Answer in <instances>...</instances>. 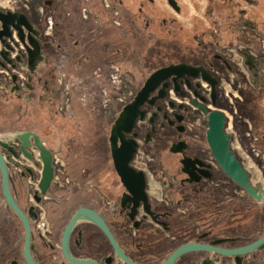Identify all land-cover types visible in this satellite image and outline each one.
<instances>
[{"label":"flooded vegetation","instance_id":"1","mask_svg":"<svg viewBox=\"0 0 264 264\" xmlns=\"http://www.w3.org/2000/svg\"><path fill=\"white\" fill-rule=\"evenodd\" d=\"M59 1L66 8L59 16L63 24L57 22L56 9L50 7L53 0H45L44 14L53 31L44 36H55L56 23L62 26L58 39L74 36L71 44L78 46L67 43V50L53 57L54 73H62L69 65L78 67L68 61L66 51L88 54L95 31L90 25L83 22L76 25L74 21L82 16H97L101 4L113 16L114 27L123 32V37L143 41V53L135 51L106 65L117 66L123 80L125 66L121 64L127 66L130 61L126 59H136L139 65L134 67L132 76L140 73L142 78L138 81L135 78L132 83L124 78L121 84L130 93L124 95L109 126L108 163L73 160L70 169L84 164L89 167L74 180L73 189L69 190L66 180L57 189L61 195H50L55 178L53 150L45 146L40 131L30 127V123L26 125L29 121L19 110H29L35 102L43 105L55 97V85L48 82L42 68L48 63L42 46L43 34L31 16L0 0V13H25L38 28V41L46 60L33 70L28 68L31 42L36 38L28 28H22V35L11 28L8 36L0 37V121L8 117L15 120L13 130L0 126V142L12 145L17 157L2 147L0 152L7 165L14 201L28 221L33 263L160 264L173 252L193 245L179 251L170 264H264V239L250 251H242L264 237V185L252 180L240 160L232 144L233 134L226 129L227 115L220 107L225 98L229 101L228 98L236 97L243 101V111L258 113L263 124L254 137L250 113L249 120L237 116L249 124L246 133L252 138L251 154L255 157L264 154V0ZM47 41L52 43L50 39ZM179 63L197 69V75L176 78L171 75L147 94L138 106L131 129L123 132L122 138H116V147L121 148L119 157L128 158L126 165L117 169L108 139L115 118L151 73ZM203 71L211 83L202 78ZM242 76L247 82L245 91L239 80ZM201 107L207 112L223 113L224 130L230 134V150L246 170L249 186L258 197L247 194L216 163L206 141L207 120ZM20 124L26 127L19 129ZM22 131L34 132L52 152L53 178L44 194L39 188L42 174L39 150L29 148V159L18 149L19 140H10ZM102 138L103 132H98L95 143L101 144ZM236 148L240 152L243 149L241 144ZM93 154L96 157L98 153ZM250 160L264 176V164L254 163V157ZM0 194L5 209L0 214V264H28L23 252L24 226L4 199L1 175ZM80 208L95 214L103 226L86 218L73 223L67 249L68 255L78 262L74 263L65 255L62 238L70 218Z\"/></svg>","mask_w":264,"mask_h":264},{"label":"rangeland","instance_id":"2","mask_svg":"<svg viewBox=\"0 0 264 264\" xmlns=\"http://www.w3.org/2000/svg\"><path fill=\"white\" fill-rule=\"evenodd\" d=\"M10 1L9 4H11L12 8L24 11L31 16L43 34L44 41L42 46L46 52V57H48V63L43 65L42 68L46 71L45 76L48 82L53 87L55 85V97L43 105L35 102L29 110L20 107L19 110L20 113L25 114V121H29L26 122V125L30 123V127H34L40 131L45 139V146L53 150L55 178L50 195H61L62 193L57 189L61 185L66 184V180H69V190L73 189L76 184L74 180L76 179L77 181L81 176V171L89 167L87 164H84L75 170L70 169L69 164L74 163L73 160L79 161L83 158L87 163L91 162L93 164L98 162L102 165L108 163L106 140L109 126L121 107L119 103L124 99V95L130 93L128 89H123L121 84L125 79H130L132 83L135 78L138 81L142 76L140 73H136L137 77L133 78L132 76L135 71L134 67L139 65V61L136 59H126V62L130 61L127 66L123 63L121 64L125 66L123 69L126 78L123 77V80L122 76L118 73L117 66L114 67L110 64L108 65L110 67H108L106 64L112 60L115 62L122 60L124 56L128 54L133 55L135 51L143 53V41L139 38L123 37V32L114 27L113 16L100 4L98 5L97 16L87 18L82 16L74 21L75 23L77 22L76 25L82 22L83 24L90 25L92 31H95L94 42L88 47V54H85L87 57L81 56L83 55L81 51L75 52L74 55L73 51L68 50L66 51L68 61L73 64L76 63L78 67L69 65L68 69L62 70V73H54L52 69L53 57L67 50V43H73L74 36H65L64 40H59L61 38L59 36L61 35L62 26L55 23L54 26L57 28L55 31L56 37H45L44 35H49L53 29L51 30L49 20L45 17L44 11H37L39 13L36 12L37 16L33 14V11L31 12L30 6H34L35 0ZM42 1L39 0L41 4H43ZM97 3H99L98 0ZM50 7L53 10L56 9L54 12L57 22L63 24L59 16L61 17L65 12L64 9L66 8L64 5L59 0H53V6ZM47 39H50L52 43H48ZM71 46L76 47L78 44H71ZM89 57L90 59L88 60ZM163 59L166 60V57L164 56ZM85 63L88 64L86 65ZM239 80L244 87L243 91H245L247 83L245 78L242 76ZM234 93L236 94V92ZM228 94L230 95V93ZM228 99L229 101L225 98V102L220 107L228 118L226 129L233 134L232 144L239 154L240 160L250 171L252 180L259 181L264 185L263 174H261L258 168H255V164L250 160V157H254V163L260 162L264 164V154H260L259 157L251 154V150L253 149L251 144L252 138L246 133L249 124L238 120L237 116L239 115L240 118L249 120L248 116L250 112L243 111L241 107L243 101L240 102L236 97ZM17 109L16 107L15 110ZM8 118V120H3V122L0 121V126L4 125V130H13L15 128V120L10 117ZM250 122L253 127L254 137L256 134H259L263 123L257 112L250 113ZM20 125L19 129L26 127L22 124ZM98 132H103V142L100 144L96 141L99 143L97 145L95 139ZM240 144L243 147L241 152L236 148ZM94 152L98 153L96 157H94ZM34 155L38 158L36 152ZM102 157H104V160H102ZM70 161L72 162L70 163ZM35 173L38 174L37 169H35ZM45 201L43 200V203Z\"/></svg>","mask_w":264,"mask_h":264},{"label":"water","instance_id":"3","mask_svg":"<svg viewBox=\"0 0 264 264\" xmlns=\"http://www.w3.org/2000/svg\"><path fill=\"white\" fill-rule=\"evenodd\" d=\"M0 37L1 36H8L10 34L11 28L16 29L20 35H22V28L26 27L29 29L32 34L35 35L34 41L31 42L33 46L32 49L29 50V57H28V68L33 70L35 67L37 68L41 63L46 62L44 60L43 55L41 53V48L39 45V30L38 28L30 22L27 15L22 12H9L6 11L5 13H0ZM198 70L188 66L183 63H179L176 65H168L162 68L155 70L151 73L147 79L145 80L143 86L140 90L136 93L134 98L123 106L121 111L118 113L117 117L115 118L113 124L110 127V134H109V142H110V151L111 156L113 158V162L115 167L119 169V167L126 165L127 159L126 157H119V149L116 147V138L120 136L123 137V132L129 131L131 129V125L133 124L134 118L138 112V106L146 99L147 94L153 90V88L158 85V83L173 75L176 77H181L183 75H191L196 76ZM202 78L209 83H211V79L209 75H207L204 71L202 72ZM164 85V84H163ZM158 95H162V88L159 89ZM158 96V97H159ZM152 102V100H149ZM202 111L205 113V118L207 120V130H206V141L210 147L212 155L219 165V167L225 172V174L230 178L234 183L238 186L242 187L247 194L251 196L258 197L256 194L255 189L249 186L248 179H247V172L241 165V163L236 159L235 153L230 150L229 140L230 134L226 133L224 130V115L219 110H213L207 112L204 107H201ZM18 139L20 144L18 149L23 153L24 156L31 159V153L29 148L35 147L39 150L40 159L42 161V174L41 179L39 182L40 193L44 194L47 188L50 186L51 180L53 178L54 166L52 163V152L45 148L41 142V139L38 135H36L32 131H22L16 133L14 136L10 137V140ZM0 147L5 148L7 151L12 152L17 157V152L13 148L12 145L8 146L7 143L0 142ZM0 175H1V187H2V194L7 205L13 210L21 219L25 236H24V246L23 252L28 264H34L30 254H29V243H30V233H29V225L27 218L24 216L23 212L17 207L13 194L9 188V176L7 172V165L4 161V156L0 152ZM259 193L261 192L260 186L257 187ZM86 218L93 222L98 223L99 225L103 226L101 220L93 214L91 211L85 208H80L76 210V212L70 218L68 224L66 225L63 233L62 238V247L65 252L66 257L73 261L74 263H78L77 261L73 260L68 255L67 249V238L68 233L71 229V226L75 221L78 219ZM264 239L261 238L260 240L242 248L243 253L250 251V249L255 246L257 243ZM193 247L184 246L180 250L173 252L166 261L160 264H170L173 259L176 257L179 251L186 250L188 248Z\"/></svg>","mask_w":264,"mask_h":264},{"label":"crops","instance_id":"4","mask_svg":"<svg viewBox=\"0 0 264 264\" xmlns=\"http://www.w3.org/2000/svg\"><path fill=\"white\" fill-rule=\"evenodd\" d=\"M44 1H45V0H43V1H42L43 4H41V3L39 2V0H35V4H34V6H32V11L34 12V13H33L34 15L37 16V15L39 14L38 12L41 11V10L45 12V10H46V4H45V3H46V2H44ZM32 11H31V12H32ZM37 11H38V12H37ZM36 12H37L38 14H37ZM44 15H45V14H44ZM70 74H71V73H70ZM4 212H5V209H4V206H3V203H2V197H1V194H0V214H1V213H4Z\"/></svg>","mask_w":264,"mask_h":264},{"label":"built area","instance_id":"5","mask_svg":"<svg viewBox=\"0 0 264 264\" xmlns=\"http://www.w3.org/2000/svg\"><path fill=\"white\" fill-rule=\"evenodd\" d=\"M4 2L7 3V2H11V1L10 0H4Z\"/></svg>","mask_w":264,"mask_h":264}]
</instances>
